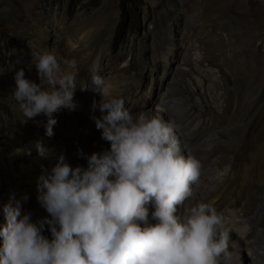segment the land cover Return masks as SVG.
I'll return each mask as SVG.
<instances>
[{"label": "clouds", "instance_id": "obj_1", "mask_svg": "<svg viewBox=\"0 0 264 264\" xmlns=\"http://www.w3.org/2000/svg\"><path fill=\"white\" fill-rule=\"evenodd\" d=\"M32 59L39 83L20 68L13 96L25 118L21 124L46 116L45 135L51 137L54 113L77 108V64L52 51ZM99 70L97 60L91 86L79 88L100 95L92 108L102 115L93 119L110 148L87 156V167L59 157L51 173L39 178L37 201L49 215L38 221L10 195L2 207L0 264H234L226 219L211 203L178 215L203 167L181 154L179 126L159 115H134ZM35 147L41 156L48 152L42 140Z\"/></svg>", "mask_w": 264, "mask_h": 264}, {"label": "rangeland", "instance_id": "obj_2", "mask_svg": "<svg viewBox=\"0 0 264 264\" xmlns=\"http://www.w3.org/2000/svg\"><path fill=\"white\" fill-rule=\"evenodd\" d=\"M176 1L40 0L42 3L41 9L45 12V24H48L50 17L56 26L75 22L74 19H77L76 17L80 15L85 21L88 19L89 26L86 31L89 34L86 42H90L95 37L97 40V50L92 61L96 62L98 60L101 62L103 53H106L119 58L113 59V62L117 64V68L119 67L118 70L128 69L124 75L123 71H121L123 83L119 85L118 89L113 90L115 91L114 95L116 94L118 98L124 97L130 90H135L137 95L130 97L127 107L134 115L144 114L148 117H153L158 114L154 108L152 112L148 113L146 111L144 113L142 107L138 111L132 110L135 104L141 105L144 102L143 98L156 85L158 90L163 87V92L171 95V100H173L171 113L174 118L175 116L179 117L180 123H178V126L184 127L182 130L178 128L177 133L181 145V154L187 157L190 154L186 151L184 145L186 143L189 145L193 138L189 135L188 129L192 126L195 127L202 119L198 113L193 117H185L187 108H190L194 103L200 110L206 107L200 92L204 91L208 86H213L214 81L220 77V72L217 66L210 65L207 61L202 64L197 62V60L211 58L213 55L206 53L200 42L192 37V31H188V35L183 37L181 30L184 18L181 19V15L185 13L186 8L182 5L183 0ZM245 2L257 8L259 0H245ZM28 15L30 14L23 1L0 0V162L4 160L8 164V160L16 155L15 150L17 148L37 140L25 141L33 131L38 132L40 125L47 120L46 116L41 115L38 119L40 123L30 120L27 124H21V121L25 118L13 96L16 87L14 75L20 68H24L26 78L39 83V77L32 59L33 55L31 56L33 63L31 62L30 66L24 64L26 60L24 51L28 47L29 36L26 33H16L12 29V24L14 23L29 22L30 16ZM186 17L193 23L201 25L203 22L199 19L196 11L187 14ZM224 21L232 25L233 28V51L228 53V56L233 58L234 54L245 50L249 46V42L243 39L245 36H239V33H243L246 29L247 22L244 13L240 9L237 12H233ZM248 23L250 24V22ZM171 26L174 28L172 29ZM176 26L179 27L177 28V33H180L177 37L175 34ZM250 33L252 34L251 40H255V44L251 47L252 53L253 50L254 53L259 51V54L261 53L264 56V40L261 38L257 39V31ZM262 43L263 48H260ZM205 47L208 50L210 49L208 44ZM80 49L74 48V50ZM259 49L262 50L260 51ZM92 51V48H88L81 53V56L86 57ZM34 52L42 54L37 46ZM176 54V69L166 81L165 68L168 67L167 60ZM187 59H193L194 63L187 62ZM113 73L114 70L107 71L109 75ZM90 84L89 82V84L85 85L91 86ZM184 88L193 90V95L188 94ZM231 88L233 89V85H231ZM214 98L220 99V95L213 93L211 103H214ZM86 106L84 103L77 102V108L74 111L62 108L59 112L54 113L57 122L62 125L63 132L71 129L68 121L72 123L89 121L90 124H93V116L100 117V112H96L95 115H91L90 112L88 114L85 110ZM65 110L69 114L67 115L68 119L64 121L60 114ZM246 134L247 137L243 140ZM204 136L207 146L212 145L213 141H218L224 144H232L235 151L231 155L229 162L221 166L214 164V161L219 157L218 154L212 157V163L204 164L202 162L203 170L208 172V179L202 183L203 188H215L218 184L225 187V204L222 207L224 214L237 223L235 230L242 234L248 242L255 245L256 242L261 240L264 244V227H259L253 236L247 237L254 227L253 224H250L248 217H244L241 212H234L230 207L237 200L242 184L245 183V169L251 166L252 162H257L256 158H264L263 156L260 157L261 154H258L264 150V99L248 121L240 123V131L236 135L235 140L218 139L215 130L206 131ZM103 141L101 138L98 141L99 144L96 142V145L106 142ZM243 143H248L245 151H242L240 147ZM108 148L110 146L106 149ZM94 150V148L91 149V151ZM253 155H255V158L252 157ZM83 166L87 167V164ZM21 167V164L16 162L14 158L12 160L13 177H3L7 174L8 168L0 167V226L5 223L2 211L3 204L8 202L11 194H14L16 199H18L19 193L23 191L22 186L17 187L15 183ZM200 190L202 191V188L194 186L192 197H201L203 192ZM185 203L179 208L181 209L179 215L182 218L192 208L189 206L191 205L189 201ZM153 209L154 207L150 205L149 210ZM260 209L257 213L259 218L263 215V211ZM23 212H31L33 221H38L49 215L39 203L31 201L22 205ZM152 222L154 223L155 221ZM225 228L229 235L232 227L226 223ZM44 234L51 239V233L47 227ZM229 243V250L234 254V264H254L255 258L252 253L244 248L245 246H243L245 251L241 248V253L232 240L229 239ZM0 244H2V238H0Z\"/></svg>", "mask_w": 264, "mask_h": 264}, {"label": "bare ground", "instance_id": "obj_3", "mask_svg": "<svg viewBox=\"0 0 264 264\" xmlns=\"http://www.w3.org/2000/svg\"><path fill=\"white\" fill-rule=\"evenodd\" d=\"M21 1L24 2L30 14L28 15L30 16V20L22 24L14 23L12 24V29L16 33H26L29 36L28 47L24 51V55L26 56L24 64L30 66L32 62L31 56L35 53L36 46L41 50L42 54L52 51L60 57L74 60L78 71V88L74 99L87 105L85 110L88 114L90 112L91 115H95L96 112H100L99 109L93 111L92 108L93 101H99L100 95L93 92L90 88L87 90L79 88L81 85L91 83L94 64L92 59L97 50L96 37L91 39L90 42H86L89 34L86 31L89 26L88 19L85 21L80 15L76 17L77 19H74L75 22L56 26L50 17L48 24H45V12L41 9L42 3L40 0ZM171 1L177 2L176 0ZM182 5L186 8L185 13L181 15V19L184 18L182 30L180 27L183 37L188 35V31H192V37L200 42L201 47L207 54L211 53L213 55L211 58L197 60V62L202 64L204 61H207L210 65L217 66L220 72V77L214 81L213 86H208L204 91L200 92L206 107L200 110L194 103L190 108H187L185 117H193L198 113L202 119L195 127L192 126L188 129L189 135L193 138L189 145L186 143L184 146L190 156L199 159L204 164L212 163V157L218 154L219 157L214 161V164L221 166L229 162L231 155L235 151L233 145L213 141L212 145L207 146L204 136L205 132L215 130L218 139L235 140L236 135L240 131V123L243 121L247 122L264 99V56L261 53L259 54V51H255L254 53L253 50L252 53L251 47L255 44V40H251L252 34L250 33L257 31V39L261 38L264 40V1L259 0L257 8H254V5H248L245 0H183ZM238 9L244 13L247 22L246 29L243 33H239V36H245L243 39L249 42V46L245 50L234 54L233 58H230L228 53L233 51V28L232 25L224 20L232 15L233 12H237ZM195 11L198 13L199 19L203 21L201 25L189 21L186 17L187 14ZM171 28L173 29L174 27L171 26ZM177 28L179 27H175L176 37L180 34L177 33ZM206 44L210 46L209 50L205 47ZM75 47L81 49L74 50ZM88 48L93 49L92 53L86 57L81 56V53ZM260 48H263V43ZM115 58L118 57L103 53V59L99 62L100 70L98 73L110 82L114 90L118 89L119 85L123 83L121 71H123V75L128 71V69L118 70L119 67L117 68V64L113 62ZM176 60L177 54L172 55L167 60L168 67L165 68L166 81L176 69ZM187 62L193 64L194 60L187 59ZM109 70H114V73L112 75L107 74ZM231 85H233V89ZM159 90L157 85L153 87L151 92L144 97L145 99L143 98L144 102L141 105L135 104L132 110L138 111L142 107L144 113L145 111L148 113L152 112L154 108L158 113L157 115L162 116L165 121L174 122L178 125L180 123L179 117L175 116L174 118V115L171 113L173 110L171 95L163 92V87ZM185 91L190 95L194 93L190 89H185ZM213 93L220 95V99L214 98V103H211ZM135 95H137L135 90H130L127 95L122 97L126 108L130 102V97ZM68 114V111L65 110L60 114V117L65 121L68 119ZM39 118L40 116L36 117L35 121L37 122ZM46 122L47 120L40 125L38 132L33 131L25 141L28 142L32 139L42 140L44 147L48 150L47 154L41 156L38 153L35 147L37 140H35L33 143L23 144L21 148L25 151L20 154L16 153L13 156L16 162L22 166L17 181L15 179L17 187L22 186L23 188L22 193H19V198L17 199L21 202V205H25L28 201L38 203L37 185L39 178L42 175L51 173L52 168L61 155H64L66 160L75 167L87 164V156H90L93 152H102L110 146L108 142L96 145V142L101 140L102 130L96 128L95 120L93 124H90L89 121L83 123L68 121L71 129L67 132H63L62 125L57 122L53 129L54 135L51 137L45 135L46 129L44 125ZM179 128V130H182L184 127L181 126ZM246 137L247 134L243 137V140ZM240 147L242 151H245L248 143H243ZM93 148L95 150L91 151ZM28 149H31V154H27ZM81 149L85 156L80 155ZM258 154H261L260 157H264V150ZM252 157L255 158V155ZM14 158L8 160L9 164L4 160L0 162V167L8 168L7 174L3 177H13L12 160ZM256 160L258 161L252 162V165L245 169V183L242 184L237 200L230 205L234 212H241L244 217H248L250 224H253L254 227L247 237L253 236L259 227H264V158H256ZM207 175L208 172H205L202 167V175L198 186L202 188V191H200L203 192V195L198 198H189L187 200L191 203L189 206L193 207L199 203H211L218 212L224 215L228 226L232 227L229 239L233 241L240 251L242 248L243 251L246 249L252 253L255 258L254 264H264L263 242L259 240L253 245L235 230L237 223L226 216L222 209L225 204V187L218 184L215 188L204 189L202 183L208 179ZM259 208L263 211L261 218L257 215ZM152 211L154 209L149 210L150 216ZM180 212L181 209H178V215ZM243 246H245V249Z\"/></svg>", "mask_w": 264, "mask_h": 264}]
</instances>
